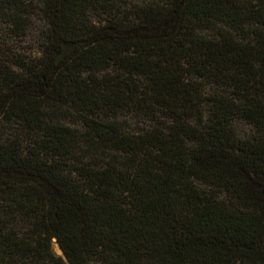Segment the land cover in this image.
Returning <instances> with one entry per match:
<instances>
[{
  "label": "trees",
  "instance_id": "16d2710c",
  "mask_svg": "<svg viewBox=\"0 0 264 264\" xmlns=\"http://www.w3.org/2000/svg\"><path fill=\"white\" fill-rule=\"evenodd\" d=\"M0 264H264V0H0Z\"/></svg>",
  "mask_w": 264,
  "mask_h": 264
},
{
  "label": "rangeland",
  "instance_id": "374dc122",
  "mask_svg": "<svg viewBox=\"0 0 264 264\" xmlns=\"http://www.w3.org/2000/svg\"><path fill=\"white\" fill-rule=\"evenodd\" d=\"M35 40H36V34L33 31L29 36H27L25 41L21 44L20 49L24 50L26 54H28L29 52L36 53L37 46ZM53 250L57 255H62V251L56 242H54L53 244Z\"/></svg>",
  "mask_w": 264,
  "mask_h": 264
}]
</instances>
